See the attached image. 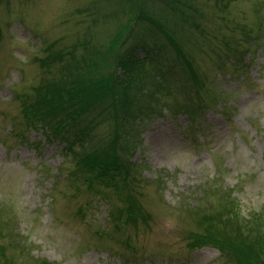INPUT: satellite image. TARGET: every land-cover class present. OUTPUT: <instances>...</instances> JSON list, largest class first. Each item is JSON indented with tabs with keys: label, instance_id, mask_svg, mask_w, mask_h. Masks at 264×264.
<instances>
[{
	"label": "rangeland",
	"instance_id": "rangeland-1",
	"mask_svg": "<svg viewBox=\"0 0 264 264\" xmlns=\"http://www.w3.org/2000/svg\"><path fill=\"white\" fill-rule=\"evenodd\" d=\"M92 1L0 0V209L12 218L8 238H0V264H231L224 250L191 243L207 226L198 208L208 209L202 195L212 189L235 196L230 205L239 216L251 213L264 237V0L205 5L199 29L183 41L192 67L211 81L198 90L172 83L165 93L168 103L184 102L187 88L195 117L162 109L133 140L121 164L129 169L104 180L92 179L96 170L78 171L84 167L73 159L85 143L64 139L66 127L50 133L21 115L32 86L54 69L46 54L76 44L90 28L93 18L82 10ZM104 21L100 15L92 30L106 44ZM227 40L242 52L220 73L214 66ZM240 223L225 224L234 238L247 232L242 226L234 234ZM216 224L215 243L230 233Z\"/></svg>",
	"mask_w": 264,
	"mask_h": 264
},
{
	"label": "trees",
	"instance_id": "trees-1",
	"mask_svg": "<svg viewBox=\"0 0 264 264\" xmlns=\"http://www.w3.org/2000/svg\"><path fill=\"white\" fill-rule=\"evenodd\" d=\"M211 2L209 6L221 5L225 9L230 0H93L82 10L93 18L84 37L78 38L76 44L63 46L56 55L46 54L47 64L54 69L45 72L50 76L43 72L45 76L32 86L30 99L23 102L22 117L27 124L38 123L50 133L57 134V127H66L64 139L70 140L73 136L75 141L84 142L82 153L73 160L77 167H84L78 171L96 170L92 179L104 180L103 176L111 175V178L112 172L119 168L129 169L121 164H125V155L135 150L133 140L149 119L161 115L164 108L171 114L174 110H183L190 119L195 117L187 88L198 90L211 80L209 74L202 71V77L192 67L183 37L187 31L199 29L200 21L207 15L205 5ZM100 15L104 24L108 22V29L111 28L106 44L92 30ZM245 36L248 40L250 32L245 31ZM227 42L224 55L214 66L220 73L227 71L226 61L236 65L242 52L237 40ZM39 61L43 68L45 61L42 58ZM172 83L176 87L184 83L187 87L181 91L187 96L183 97L184 102L168 103L165 93ZM186 102L188 106H182ZM200 105H205V100L200 99ZM117 185L116 189L122 190L121 185L126 188L128 183L122 181ZM202 199L211 203L208 209L201 203L198 208L205 213L207 226L204 233L194 234L197 235L191 246H214L223 256L224 250L231 264H264V237L251 213L239 216L236 207L230 205L238 199L216 189L205 190ZM128 202L129 208H133L131 203H136L131 196ZM213 205L217 210L209 207ZM124 209L118 211V217ZM77 213L85 215L82 208ZM11 219L4 218L0 209V238H8ZM239 221L234 234L239 235L238 229L242 226L247 232L241 230L234 238L226 226ZM216 223L224 224L230 232L221 234L224 242L215 243L211 238L221 232L220 226L215 228ZM234 239L239 240L235 249ZM41 262L49 264L46 260Z\"/></svg>",
	"mask_w": 264,
	"mask_h": 264
}]
</instances>
